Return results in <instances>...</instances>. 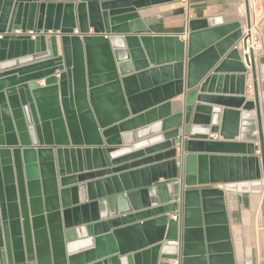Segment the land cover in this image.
I'll use <instances>...</instances> for the list:
<instances>
[{"label": "water", "instance_id": "water-1", "mask_svg": "<svg viewBox=\"0 0 264 264\" xmlns=\"http://www.w3.org/2000/svg\"><path fill=\"white\" fill-rule=\"evenodd\" d=\"M148 1L0 0L2 264H236L219 187L264 181L258 66L241 23L144 36Z\"/></svg>", "mask_w": 264, "mask_h": 264}, {"label": "crops", "instance_id": "crops-1", "mask_svg": "<svg viewBox=\"0 0 264 264\" xmlns=\"http://www.w3.org/2000/svg\"><path fill=\"white\" fill-rule=\"evenodd\" d=\"M146 5L140 11L141 19L148 28V32L144 36L176 35L182 39H187L188 35L193 32L230 27L237 23L242 24V29L246 26L245 18L239 14V0H190L189 14L181 6L180 0H149ZM255 5L257 20H260L264 13V0H255ZM77 33L75 32V34ZM20 34H22L20 31L16 32V35ZM29 34L34 36L31 32ZM58 45L61 50L59 38ZM241 56L244 58L242 52ZM243 63L245 64V62ZM256 65L258 66L260 102L264 117V56L257 61ZM247 69L250 70V68ZM38 83H42L41 85L44 86V80ZM50 87L53 88V85ZM246 88L247 100H252L254 91L250 74L247 75ZM50 93H53V90ZM50 97H52V94ZM183 99V96H179L172 100L168 107L163 105L146 112L143 123L151 126L160 123L162 119L170 115L181 113L184 107ZM51 104L47 102L46 98L43 99L42 111L45 114H49L55 109V100L53 102V99H51ZM194 105H196V101L189 98L185 119L190 116ZM44 107L46 110H44ZM212 107L216 106L213 105ZM54 114L58 115L57 111H54ZM252 115L255 117V111L252 112ZM139 126L141 125H134V127ZM142 129L144 128L139 130ZM142 133L136 139L146 138L149 135L155 136L159 133V130L154 129L150 134H147L148 132ZM253 135H258L257 131H254ZM210 137L216 141H222L217 135L211 134ZM234 142L241 143V140L238 137ZM255 147L256 155H260L258 151L259 144L255 143ZM180 154V146H177L178 157H180ZM240 170L243 171V168ZM219 189L225 192L227 218L236 264H264V181H241L220 186ZM170 217H174V215H170ZM165 244L168 246L175 245L174 243ZM0 264H2L1 258ZM170 264H174V262H170Z\"/></svg>", "mask_w": 264, "mask_h": 264}, {"label": "built area", "instance_id": "built-area-1", "mask_svg": "<svg viewBox=\"0 0 264 264\" xmlns=\"http://www.w3.org/2000/svg\"><path fill=\"white\" fill-rule=\"evenodd\" d=\"M180 4L189 14L190 0H180ZM239 6V14L246 20L249 11L251 19L250 24L246 23L243 28L239 50L244 57L247 56L250 61L257 63L264 56V13L257 20L255 0H239Z\"/></svg>", "mask_w": 264, "mask_h": 264}]
</instances>
